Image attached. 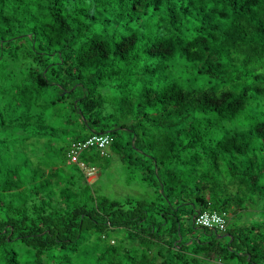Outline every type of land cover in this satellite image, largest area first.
<instances>
[{"label":"trees","instance_id":"trees-1","mask_svg":"<svg viewBox=\"0 0 264 264\" xmlns=\"http://www.w3.org/2000/svg\"><path fill=\"white\" fill-rule=\"evenodd\" d=\"M0 264H264V0H0Z\"/></svg>","mask_w":264,"mask_h":264},{"label":"built area","instance_id":"built-area-1","mask_svg":"<svg viewBox=\"0 0 264 264\" xmlns=\"http://www.w3.org/2000/svg\"><path fill=\"white\" fill-rule=\"evenodd\" d=\"M111 143V139L107 135H94L89 137L83 142L74 143L68 153V157L72 163L79 164V156L81 152L90 147H96L104 154V151ZM80 166L84 167L81 163ZM87 180L90 176L95 174V170L92 168L84 167ZM227 215L226 213L213 212L210 214H202L195 218L194 224L204 228L215 230L219 233H224L227 228Z\"/></svg>","mask_w":264,"mask_h":264},{"label":"rangeland","instance_id":"rangeland-1","mask_svg":"<svg viewBox=\"0 0 264 264\" xmlns=\"http://www.w3.org/2000/svg\"><path fill=\"white\" fill-rule=\"evenodd\" d=\"M98 177H99V173L96 172L94 175H92V176L89 177L88 182L92 183V182L96 181L98 179ZM124 190H125V188H124Z\"/></svg>","mask_w":264,"mask_h":264}]
</instances>
